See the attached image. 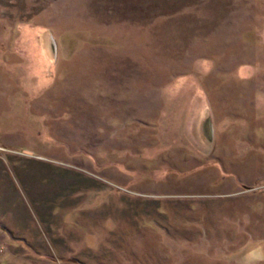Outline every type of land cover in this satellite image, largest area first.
I'll list each match as a JSON object with an SVG mask.
<instances>
[{"label":"rangeland","instance_id":"obj_1","mask_svg":"<svg viewBox=\"0 0 264 264\" xmlns=\"http://www.w3.org/2000/svg\"><path fill=\"white\" fill-rule=\"evenodd\" d=\"M0 264H264V0H0Z\"/></svg>","mask_w":264,"mask_h":264}]
</instances>
